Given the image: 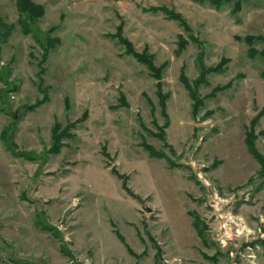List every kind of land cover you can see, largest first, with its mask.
Listing matches in <instances>:
<instances>
[{"label": "rangeland", "instance_id": "1", "mask_svg": "<svg viewBox=\"0 0 264 264\" xmlns=\"http://www.w3.org/2000/svg\"><path fill=\"white\" fill-rule=\"evenodd\" d=\"M34 2L0 0V264H264V0Z\"/></svg>", "mask_w": 264, "mask_h": 264}, {"label": "trees", "instance_id": "2", "mask_svg": "<svg viewBox=\"0 0 264 264\" xmlns=\"http://www.w3.org/2000/svg\"><path fill=\"white\" fill-rule=\"evenodd\" d=\"M194 1L199 3V4L210 3L213 7L217 8V9H220L223 5L231 4L234 2V0H194ZM16 6H17V10L20 14L19 25L21 26L23 33L28 35L31 33V25L34 24L37 20H39L40 18H42L45 15V7L41 4H37L36 2H34V0H16ZM236 7H237V5H236ZM157 9H161L170 18L177 19L181 23L185 21V19L182 17L181 14H178V13L174 12L173 10H170L167 7H162V8H157ZM14 28L15 27L13 24H9V23L5 22L4 19L2 17H0V50H1V44L6 42L10 38L9 36H10L11 32L14 30ZM112 36H114V38H116V39H119L118 42L120 44L125 45L126 52L128 54L134 56L135 59H137L139 62H141V63H143L149 67V70L152 71L154 77L158 81V84H157L158 91L162 92L161 91V83H160V80H161L160 77L161 76L159 73L161 71V67H155L153 60H152L153 56L149 55L147 51H144L143 53L137 52L135 50L134 46L127 39L122 37L120 29H118L117 33L115 35H112ZM260 40L264 41V37H261ZM56 42H59V40H49L48 41V46L45 48L46 53L48 52V50L50 48H52V47L54 48L58 44V43L56 44ZM212 71L216 72L217 69L213 68ZM3 81H4V78L0 74V82H3ZM198 82H199V80L196 83H198ZM188 87L190 88L189 84H188ZM39 88L45 97L43 99L37 100L34 104L30 105L29 109L31 111L36 110L38 107H40L41 105H43L47 102V96L45 95V91L48 89L46 87H43V85H41ZM190 91L192 93L197 92V91H193L192 88H190ZM81 121L82 120H79L77 123L76 122L71 123V124L69 123L66 126L62 125L61 123H56L53 126V128H52L53 145H52V148L50 149V153L58 154L60 152L62 138L67 136L69 134V132L72 129H74V127H76V125L81 123ZM253 122H255V120ZM252 126H254L253 123H252ZM66 133H67V135H66ZM251 134L252 133H249L248 135L251 136ZM0 138H2L3 141L6 140L4 142L6 145L8 143V147L11 146L9 139L5 138L4 132H2L0 134ZM248 143H249L250 148L253 151H255L252 142H250V140H249ZM142 145L149 151L151 156H153V157H156V156L160 157L161 156V155H159V154H161V152L155 151L151 146L145 145V143ZM14 151H15V149H14ZM102 152L106 158L110 157V155L107 153L105 147H103ZM13 154L17 155V156H21V157H26V159H30V160L36 159V156L33 152H27V153L20 154L18 151L17 152L15 151V153H13ZM258 157H259V161H261V168H262L260 173L263 176L264 175V157L259 155V154H258ZM112 172L121 177V175H119V173L116 172L114 169L112 170ZM124 178H126V177H124ZM123 187L126 188V185L123 184ZM125 190L130 193V191L128 189H125ZM43 215H44L43 212H40L39 217H42ZM195 217L196 218L193 221V224H194L195 228H197V230L199 232V236L203 238L204 234H202V232H201V228H200L201 225H200L199 218H198V216H195ZM37 225H39L40 228H42L44 231H50L51 229L52 230L55 229L54 227L52 228L49 224H47L45 222V220H38ZM120 238L123 239L124 237L120 236Z\"/></svg>", "mask_w": 264, "mask_h": 264}, {"label": "built area", "instance_id": "3", "mask_svg": "<svg viewBox=\"0 0 264 264\" xmlns=\"http://www.w3.org/2000/svg\"><path fill=\"white\" fill-rule=\"evenodd\" d=\"M238 233L236 232V235H237ZM240 235H243V232L240 234ZM250 250L252 249V248H249ZM252 260H256V256L255 255H253V256H251L250 257Z\"/></svg>", "mask_w": 264, "mask_h": 264}, {"label": "water", "instance_id": "4", "mask_svg": "<svg viewBox=\"0 0 264 264\" xmlns=\"http://www.w3.org/2000/svg\"><path fill=\"white\" fill-rule=\"evenodd\" d=\"M14 119H17V116H14Z\"/></svg>", "mask_w": 264, "mask_h": 264}]
</instances>
